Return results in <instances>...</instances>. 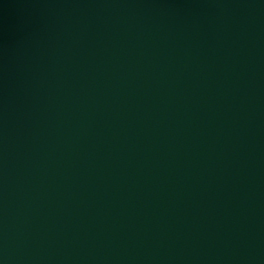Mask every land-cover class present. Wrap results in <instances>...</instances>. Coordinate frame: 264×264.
I'll list each match as a JSON object with an SVG mask.
<instances>
[{
	"label": "water",
	"instance_id": "obj_1",
	"mask_svg": "<svg viewBox=\"0 0 264 264\" xmlns=\"http://www.w3.org/2000/svg\"><path fill=\"white\" fill-rule=\"evenodd\" d=\"M0 264H264V0H70L0 126Z\"/></svg>",
	"mask_w": 264,
	"mask_h": 264
}]
</instances>
